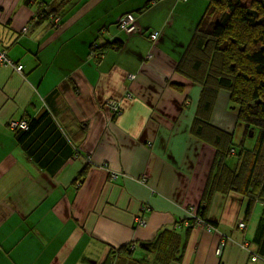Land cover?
I'll return each instance as SVG.
<instances>
[{"label":"crops","instance_id":"obj_1","mask_svg":"<svg viewBox=\"0 0 264 264\" xmlns=\"http://www.w3.org/2000/svg\"><path fill=\"white\" fill-rule=\"evenodd\" d=\"M211 1L0 0V48L23 65L0 63V264H264V203L244 219L236 191L211 195L216 230L195 221L182 257L163 263L141 247L163 229L184 234L216 155L191 132L202 87L176 70ZM43 5L61 26L35 22ZM129 11L140 27L130 34L117 26ZM26 118L35 125L18 140L9 122ZM210 120L236 132L228 90Z\"/></svg>","mask_w":264,"mask_h":264},{"label":"trees","instance_id":"obj_2","mask_svg":"<svg viewBox=\"0 0 264 264\" xmlns=\"http://www.w3.org/2000/svg\"><path fill=\"white\" fill-rule=\"evenodd\" d=\"M70 2L63 0L62 3ZM42 7L34 17L35 22L47 19L54 27L61 26L60 15L48 11L45 5ZM216 12L218 15L213 18ZM121 45L119 41L103 46L93 42L90 48L99 60L104 55V49H115ZM176 70L202 87L191 132L216 150L202 202L197 205V214L207 220L204 217L207 204L215 191H236L248 198L244 217L248 219L255 203H264V0H250L249 4L242 0L211 1L196 25ZM221 89L230 92L231 104L238 121L245 124V133L258 130L252 148L245 146L244 139L235 143V131L227 132L211 123L212 110ZM21 120L27 122V128L9 125L18 140L27 136L36 122L35 118L16 121ZM232 149H235L234 154H231ZM231 155L237 156L234 166L228 162ZM184 221L180 223L184 224ZM187 221L183 235L163 229L153 241L141 243V247L155 251L156 257L163 263L170 262L178 257L180 249H184L196 218ZM262 236L260 254L263 255L264 221ZM132 243L125 246L130 255L133 253L130 249Z\"/></svg>","mask_w":264,"mask_h":264},{"label":"built area","instance_id":"obj_3","mask_svg":"<svg viewBox=\"0 0 264 264\" xmlns=\"http://www.w3.org/2000/svg\"><path fill=\"white\" fill-rule=\"evenodd\" d=\"M118 27L130 34V33H135V32H138L140 30V27H139V24H138V19H137V16L135 13L133 12H125L123 13L122 15H120L119 19H118ZM160 35V31L159 30H152L150 33H149V36H150V39L155 41ZM97 48V46L95 47ZM94 48V49H95ZM95 54V51L93 52ZM0 63H8V64H12L16 70L18 71H22L23 69V65L22 64H14L7 56L6 54V51L4 49H1L0 48ZM129 78H132L134 79L135 78V75L130 73L128 74ZM128 96L130 97L131 94H128ZM107 106H109L114 115H117L120 113V104L117 100L115 99H109L107 101ZM10 126L11 127H21V128H27V122L26 121H16V120H10ZM231 153H234V149L231 150ZM77 155V153H76ZM106 165V164H105ZM189 214H190V218H196V222L197 223H202V224H205L207 226V229L209 231H213V230H216V227L214 226V224L208 222L207 220H204L202 218H200L197 214V206L195 205H192L189 207ZM136 221L138 223H141L143 224L144 223V217L143 216H137L136 217ZM186 225H188V221L185 222ZM246 223L244 220H241L239 221V226L240 227H245ZM133 247V246H132ZM222 248V245H220L218 248H217V253H220L221 252V249ZM256 257H254L255 259Z\"/></svg>","mask_w":264,"mask_h":264},{"label":"rangeland","instance_id":"obj_4","mask_svg":"<svg viewBox=\"0 0 264 264\" xmlns=\"http://www.w3.org/2000/svg\"><path fill=\"white\" fill-rule=\"evenodd\" d=\"M242 2L249 4L250 0H242ZM213 15L212 16L214 18L216 15H218V12L213 13ZM224 90H226V89H224ZM237 124L238 125L236 127L235 140H234L235 143H239L242 139H244L245 140V146L248 147V148H252L254 146L255 142H256V135L258 133V130L255 129V131L253 133L252 132H249L248 134L246 132L245 135L244 134L243 135L241 134L242 135V137H241V135L238 136L239 135V132L238 131H240L242 133L243 132V129L245 130V124L243 122H239L238 119H237ZM9 125H10V122H9ZM228 162H229V164L231 166H234L237 163V156L236 155H231L229 157ZM138 253L139 252H135L134 257H139V254Z\"/></svg>","mask_w":264,"mask_h":264},{"label":"flooded vegetation","instance_id":"obj_5","mask_svg":"<svg viewBox=\"0 0 264 264\" xmlns=\"http://www.w3.org/2000/svg\"><path fill=\"white\" fill-rule=\"evenodd\" d=\"M246 133H245V130H244V135H245ZM234 152H235V149H234ZM231 154H233V153H231Z\"/></svg>","mask_w":264,"mask_h":264}]
</instances>
